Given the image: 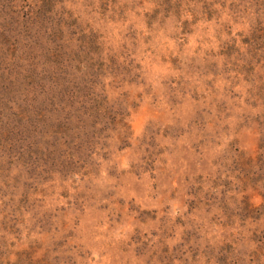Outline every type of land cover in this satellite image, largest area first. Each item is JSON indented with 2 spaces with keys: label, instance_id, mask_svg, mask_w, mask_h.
<instances>
[{
  "label": "rangeland",
  "instance_id": "rangeland-1",
  "mask_svg": "<svg viewBox=\"0 0 264 264\" xmlns=\"http://www.w3.org/2000/svg\"><path fill=\"white\" fill-rule=\"evenodd\" d=\"M0 264H264V0H0Z\"/></svg>",
  "mask_w": 264,
  "mask_h": 264
}]
</instances>
